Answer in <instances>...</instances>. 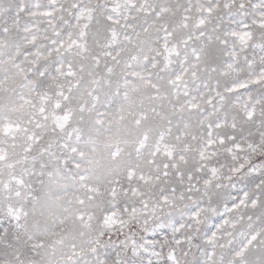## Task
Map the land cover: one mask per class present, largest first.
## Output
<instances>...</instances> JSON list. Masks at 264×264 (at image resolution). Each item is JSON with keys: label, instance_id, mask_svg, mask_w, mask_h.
Wrapping results in <instances>:
<instances>
[{"label": "snow or ice", "instance_id": "snow-or-ice-1", "mask_svg": "<svg viewBox=\"0 0 264 264\" xmlns=\"http://www.w3.org/2000/svg\"><path fill=\"white\" fill-rule=\"evenodd\" d=\"M0 264H264V0H0Z\"/></svg>", "mask_w": 264, "mask_h": 264}]
</instances>
